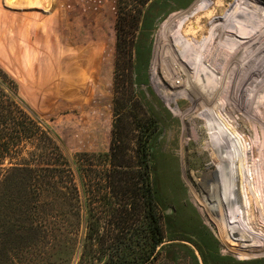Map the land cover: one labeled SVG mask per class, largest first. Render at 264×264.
Here are the masks:
<instances>
[{"label": "rangeland", "instance_id": "1", "mask_svg": "<svg viewBox=\"0 0 264 264\" xmlns=\"http://www.w3.org/2000/svg\"><path fill=\"white\" fill-rule=\"evenodd\" d=\"M196 1L52 0L53 26L0 35V91L13 95L49 130L70 169L63 179H73L75 188L68 192L59 186L63 176L55 164L59 157H40L38 147L30 143L22 142L13 157L3 156L0 264H264V159L260 158L264 157V142L253 127L243 141L233 122L236 114L228 115L218 107V113L211 111L209 116L215 114L228 123L234 132L226 123L223 129L234 137L238 153L245 149L247 158L234 168L223 156L227 164L214 169L212 150L218 142L209 134L217 123L199 121L205 113L200 111L184 118L183 113L190 111L188 77L178 60L172 62L170 57L180 58L183 47L179 51L160 38L162 31L172 36L167 21L186 15ZM238 1L223 3L227 8ZM5 3L0 0V6ZM120 10L128 20L130 13L136 16L134 29L128 23L125 26L128 61L116 51L115 22ZM27 14L24 17L29 22L43 21L40 10ZM212 77L218 87L219 76ZM196 92L200 94L198 88ZM219 101L214 98V108ZM146 117L156 126L148 152L162 230L158 243L144 232L142 211L133 209L137 199L123 205L119 195L106 194L98 184L103 183L98 176L107 167L105 159L91 157L88 165L78 158L82 153L108 150L115 120L132 143L144 130ZM251 147L260 153L259 158H252ZM237 167L245 172L258 203L244 208L246 215L242 212L236 221H225L220 238L216 220L221 212L215 209L213 214L208 193L221 169L236 171ZM202 174L207 192L201 184ZM121 207L130 212L127 219L113 217ZM91 217L98 220L89 229Z\"/></svg>", "mask_w": 264, "mask_h": 264}, {"label": "bare ground", "instance_id": "2", "mask_svg": "<svg viewBox=\"0 0 264 264\" xmlns=\"http://www.w3.org/2000/svg\"><path fill=\"white\" fill-rule=\"evenodd\" d=\"M257 1L258 0H240L235 6L232 7L231 5L226 8V5L223 3L224 0H197L192 6L189 8L187 7L188 10L185 12L186 15L177 19L173 17L167 21V25L171 28L172 36L163 31L160 34V38L166 41V45L169 46L170 44V47L171 45L172 47L176 46L179 51L181 47H183L181 57L179 58L175 54V56H170L172 58V60H170L172 62L173 59L176 60V62L178 60L180 63L178 66L182 67V71L186 72L188 77L186 95L190 102V108L188 107L190 111L188 110L189 112L183 113L184 118L190 116L192 113L200 111V114L204 112L207 114L204 113V116H202L199 121L205 124L210 121L214 122V124L215 122L217 123V128L212 132L210 131L209 134L216 138L215 140L218 142L216 150H212L214 169H219L227 164L226 161L223 162L221 160L223 156H227V161L229 160L231 163H234V168L236 167V162L242 163V160L247 158L245 149L242 148L241 154L238 153V147L236 148L233 141L234 137L232 138V136L228 134V131L223 129L222 126L225 125V127H229L231 132H234L228 123L219 116L220 119L217 118L215 114L212 118L209 116V113L211 111L215 112L218 107L228 115H232L233 113L236 114L232 116L233 122L242 132L243 141L247 138L246 134L253 129L259 134L261 141L264 142V2L259 3ZM171 37L174 38L175 45L171 44ZM171 49L173 50V48ZM196 57H198L197 61ZM166 58L168 57L166 56ZM174 74L176 73H173V75ZM212 74L219 76V86L216 84L218 87H215L212 83ZM162 76H164V74ZM168 76L170 77L171 74ZM175 78L171 81L175 80ZM224 79H226L227 82H225ZM223 81L225 83H223ZM171 83H169L170 86ZM197 88L201 95L196 92ZM215 97H218L222 102L219 101L220 103H216L214 108L213 105H215V103H213V100ZM210 108H212V110H210ZM216 112L218 113V111ZM254 137L257 138V135ZM249 141L251 143L250 139ZM256 143L258 144L260 142ZM263 144L264 143H262V145ZM207 145L209 146L210 144ZM255 146L257 145L255 144ZM179 150L181 149L179 148ZM256 151L257 149L254 147L250 148L252 158H256V156L260 154ZM257 157L259 158V155ZM260 158L264 159V157L261 156ZM210 170H213V168L208 169V171ZM244 173L245 172L241 171L240 167H237L236 171L232 169H228L227 171L221 169L216 185L211 189V192L208 193V200L212 205L213 214L216 212L215 209L221 212L220 214L217 213L218 217L216 220L220 238H223L224 232L222 228L225 221H228V223L236 221L238 219L237 217L241 216L242 212L246 215V208L250 209L254 203H258L253 193H251L249 188L250 182H248V178L244 177ZM252 174L253 173H251V175ZM204 177V174H202L201 184L204 191L207 192V181ZM238 182H240V188ZM243 249H246V247H243Z\"/></svg>", "mask_w": 264, "mask_h": 264}, {"label": "trees", "instance_id": "3", "mask_svg": "<svg viewBox=\"0 0 264 264\" xmlns=\"http://www.w3.org/2000/svg\"><path fill=\"white\" fill-rule=\"evenodd\" d=\"M5 2V4L0 6V35L7 32L10 33L11 31L40 28L43 25H54V6L52 0H5ZM38 10L41 12V20L43 21L39 23L35 21L29 22L24 17V14L27 13H29L27 16H32ZM127 23L134 29L136 24L135 13H130V19L128 20L126 19L125 12L120 10L115 22L116 51L117 53L121 52L120 56H123L126 61L129 60L130 55L127 39L125 41V34L127 33L125 26ZM114 76L116 80V75ZM145 122L144 130H141L136 139L131 143L127 132L124 133L122 130H118L115 120L111 129L108 150L104 153H82L78 155V158L86 161L88 165L92 164L90 163L91 157L99 156L105 159L107 167L98 176L103 183L98 184H101V188L106 194L119 195L117 198L123 205H127L126 202L128 200H131V204L135 203L134 199H137L138 203H136L133 209L138 208V211H142L141 217L145 229L144 232L147 235L150 234L154 243H158L162 238V230L160 215L150 180L148 152V141L156 130V126L154 120L150 117H146ZM22 142L30 143L33 147H38L40 157L42 155L59 157L55 163L60 165L58 168L62 170L63 175L61 180H58L59 186L68 190V192L75 190L73 179H63L69 176V174L67 176V173L70 172V169L67 159L61 154L59 146L49 130L33 114L28 113L13 95L0 91V165L3 163L1 161L3 156L9 155L13 157L19 152L21 146H23ZM116 205L120 206L119 202ZM114 211H117V216L113 215V217L123 215L125 218L130 213L127 209H122V207ZM89 220L92 221L89 223V229H91V226L98 219L92 218Z\"/></svg>", "mask_w": 264, "mask_h": 264}]
</instances>
